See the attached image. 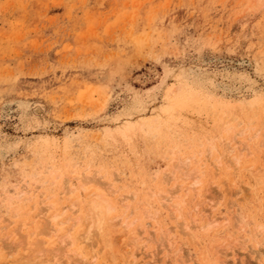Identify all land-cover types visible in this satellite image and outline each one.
Returning <instances> with one entry per match:
<instances>
[{"label":"rangeland","instance_id":"rangeland-1","mask_svg":"<svg viewBox=\"0 0 264 264\" xmlns=\"http://www.w3.org/2000/svg\"><path fill=\"white\" fill-rule=\"evenodd\" d=\"M182 82L210 109L184 107L166 122L163 108ZM262 134L264 0H0V264H28L30 243L44 236L57 244L64 232L84 264H131L130 253L136 264H264V190L252 187L264 174ZM212 135L220 154L205 141ZM218 138L242 153H227ZM186 158L200 173L198 190L175 211L180 198L167 194L189 187L193 178L177 167ZM173 169L180 175L169 180ZM69 176L92 181L65 193ZM20 184L30 192L21 196ZM109 188L113 224L83 239L88 193ZM46 193L57 211L80 202L77 226L56 221V235L53 227L50 236L40 232ZM204 211L218 222L209 232L200 228ZM184 220L198 223L195 239Z\"/></svg>","mask_w":264,"mask_h":264},{"label":"bare ground","instance_id":"bare-ground-1","mask_svg":"<svg viewBox=\"0 0 264 264\" xmlns=\"http://www.w3.org/2000/svg\"><path fill=\"white\" fill-rule=\"evenodd\" d=\"M179 84H181L180 82H178ZM183 83V82H182ZM179 93H177L176 94V96H177V99H171V101H170V99L168 100V104L167 105H165V107L163 108V111L166 113V114H169L168 116H167V119H164V120H166V122H167V120L169 119V121L170 120H172L173 118H176V115H175V113H176V111L175 110H181V109H183L184 107H193V109L195 108H197V109H201L202 107H207V103L206 102H201L202 101V99H201V97L197 94V92L196 91H194L193 89H191L189 86H187L186 85V83H183L181 86H178V90H177ZM210 104V103H209ZM191 105V106H190ZM211 105V109H213V107H215V106H217V105H212V103L210 104ZM227 107V106H226ZM208 108V107H207ZM206 108V109H207ZM225 108V107H224ZM230 108V107H229ZM204 109V108H203ZM203 109H201L202 111H203ZM210 109V107L208 108V110ZM249 109H250V107H249ZM179 110V111H180ZM225 110H226V108H225ZM161 112H162V109L160 110ZM198 111V110H197ZM205 111V110H204ZM207 112V111H206ZM219 112H221V111H219ZM231 112V111H230ZM179 113H181V112H179ZM178 113V114H179ZM218 113V112H217ZM216 113V114H217ZM250 113V112H249ZM164 114V113H163ZM210 114V113H209ZM159 116V114L157 113L156 115H154V117H153V120H151L150 122L153 124L155 121H156V119H157V117ZM160 116H161V114H160ZM217 117V116H216ZM230 117V116H229ZM235 117V116H234ZM218 118V117H217ZM232 118V117H231ZM246 118V117H245ZM161 119H163V117L161 116ZM161 119H159V121L161 120ZM235 119V118H234ZM158 120V119H157ZM215 120H216V118H215ZM226 120H227V118H226ZM225 120V121H226ZM233 120V119H232ZM231 120V121H232ZM161 121H163V120H161ZM223 121V120H222ZM172 122H173V120H172ZM172 122H171V124H172ZM219 122V121H218ZM227 122V121H226ZM233 122V121H232ZM150 123V124H151ZM156 123V122H155ZM164 123V122H163ZM175 123V122H174ZM220 123V122H219ZM224 124H227V123H224ZM164 125V124H163ZM148 126V125H147ZM154 126V125H153ZM157 126V125H156ZM172 126H174V125H172ZM222 126V125H221ZM220 126V127H221ZM229 126H230V124H229ZM232 126H234V125H232ZM231 126V127H232ZM164 127H165V125H164ZM167 127H168V123H167ZM166 127V128H167ZM219 127V126H218ZM152 128V127H151ZM163 128V127H162ZM165 128V129H166ZM169 128V127H168ZM244 128V127H243ZM250 128V127H249ZM149 129V128H148ZM156 129H158V128H156ZM155 129V130H156ZM164 129V130H165ZM218 129H220V128H218ZM233 129V128H232ZM247 129V128H246ZM162 130V129H161ZM158 131H160V130H158ZM163 131V130H162ZM219 131V130H218ZM146 132H150L149 130L148 131H146ZM155 132V131H154ZM165 132V131H164ZM224 132V131H223ZM226 132V131H225ZM245 132H247L246 130H245ZM157 133V132H156ZM155 133V134H156ZM160 133V132H159ZM216 133L218 134V135H220L217 131H216ZM222 133V132H221ZM241 133H243V132H241ZM146 134V133H145ZM154 134V135H155ZM158 134V133H157ZM160 135V134H159ZM216 135V134H215ZM214 135V136H215ZM237 135V134H236ZM236 135H234V136H236ZM243 135V134H242ZM257 135H258V133L256 132V135L254 136V138H256L257 137ZM263 136H264V134H262ZM207 136V135H206ZM213 136V135H212ZM214 136L212 137L213 139H206L205 140V138H204V140L206 141V143H207V141H208V143L210 144H208V146H210V148H212L213 150H214V148L216 149V144L214 145V139H216L217 140V138L215 137L214 138ZM241 136V135H240ZM262 136V137H263ZM155 137H157V136H155ZM218 137V136H217ZM225 138H226V136H224ZM237 137V136H236ZM251 138H252V136H250ZM203 138V137H202ZM209 138V137H208ZM201 139V138H200ZM219 139H221V138H218V140ZM228 139V138H227ZM240 140L241 139H243V138H239ZM237 140V139H236ZM249 140V139H248ZM264 140V139H263ZM205 141L203 142V144L205 143ZM220 141H222V143H223V145H225L224 147L226 148L225 150H226V152L227 153H232V152H234L236 149H238L237 147H239L238 145L236 146V144L235 145H233L232 144V146L230 145V141L229 142H226V144H225V139H221ZM232 141V140H231ZM234 141V140H233ZM245 141V140H244ZM251 141H253V140H251ZM242 142V141H241ZM218 143H220V142H217V146H219V144ZM234 143H235V141H234ZM256 143V142H255ZM263 143V142H262ZM202 144V143H201ZM206 144V145H207ZM245 144V143H244ZM247 144V143H246ZM261 144V143H260ZM221 146V145H220ZM242 145L240 144V147L239 148H241V149H239L238 151L239 152H241L242 153V151H243V148L241 147ZM252 146V145H251ZM256 145H254V147H255ZM264 146V145H263ZM246 147H248L249 148V145L247 144L246 146H245V148ZM221 148H223V146L221 147ZM252 148V147H251ZM255 148H257V147H255ZM209 150V148L207 147V151ZM222 150V149H221ZM220 150V151H221ZM246 149H244V151H245ZM216 151L218 152V150L216 149ZM197 152V151H196ZM209 152V153H208ZM207 153L208 154H210V150L208 151ZM222 152V151H221ZM225 152V151H224ZM239 152H237V153H239ZM246 152L247 153H249L247 150H246ZM236 153V154H237ZM196 154H198V152L196 153ZM203 154V153H202ZM218 154H220L219 152H218ZM240 154V153H239ZM204 155V154H203ZM222 155H225L224 153H222ZM222 155H219V157L221 158H224ZM234 155V154H233ZM238 155V154H237ZM246 155V154H245ZM208 156V155H207ZM206 156V157H207ZM225 156H227V155H225ZM231 156V155H230ZM241 156L242 155H240V157H238V156H233L234 157V162H236V164L237 163H239V158H241ZM198 157V156H197ZM200 157V156H199ZM198 157V158H199ZM193 157H191V159H192ZM195 158V157H194ZM197 158V159H198ZM219 158V159H220ZM226 158V157H225ZM231 158V157H230ZM229 158V159H230ZM191 159H189V158H186V160H181L180 159V162H179V164L180 165H178V162H177V167H179L178 169L180 170L179 172H180V174L182 175L181 177H183L184 179H188L189 180V178H193L192 179V181H191V183H190V185H189V187L187 186L186 188H185V186H182V185H180L179 187L178 186H176L175 188H174V192H172L173 194H167L168 195V197H167V195H166V197L168 198L167 200H169V199H173L174 197H176V198H178L177 200H179V198H180V200H179V202L177 201L176 202V204L174 205V206H172V209H174L175 211H177L178 209H180V205H181V203H183L184 204V200H186L185 198H186V196L189 194V192H190V190H193V191H196V190H198V179H199V175L198 174H200V173H198V169H196V167H194V168H191V169H188V167H190L189 165H190V161H191ZM218 159V158H217ZM217 160V162H219L218 163V165L220 166V161L222 160ZM196 160V159H195ZM231 160V159H230ZM179 161V160H178ZM193 161H194V159H193ZM199 161V160H198ZM214 161H216V160H214ZM232 161V162H233ZM196 162V161H195ZM231 162V161H230ZM199 163V162H198ZM203 163V162H202ZM216 163V162H215ZM241 163V162H240ZM191 164H192V161H191ZM217 164V163H216ZM181 166H183V168H181ZM238 166V165H237ZM45 167H46V169H45ZM39 168H41L40 166H39ZM186 168V169H185ZM175 169V168H174ZM174 169L172 170L173 172L170 174V176H168V175H166V177H167V179H169V180H171L172 178H175V175H174V173H178V172H174ZM177 169V168H176ZM175 169V170H176ZM177 169V170H178ZM188 169V170H187ZM44 170H47V171H49V168H48V166H46V165H44ZM23 172V171H22ZM56 171L55 170H53L52 168H50V173L52 174V173H55ZM42 173H44V172H42ZM263 173H264V170H263ZM21 174H23V173H21ZM47 174H48V172H47ZM63 174L64 173H62V176H63ZM179 174V173H178ZM179 174V175H180ZM39 175V174H38ZM179 175H177L176 177H178ZM34 177H36L35 175H33ZM54 176H55V174H54ZM171 176H174V177H171ZM259 176V177H258ZM257 177L256 176H254L255 178H257V180L259 181V180H261L262 178V180L264 181V174L263 175H258ZM56 177H60V174L59 173H57L56 174ZM64 177H66V176H64ZM180 177V176H179ZM165 178V177H164ZM23 179H24V176H23ZM56 179V178H55ZM66 179H67V177H66ZM182 179V178H181ZM47 180V179H46ZM65 180V179H64ZM77 178H73L72 176H69V178H68V180H66L68 183H69V187H68V190H67V192H65V193H71V192H76V191H78V192H80L79 191V189H84V187H85V184L87 183V182H90V181H92V179L91 178H84L83 180H82V182H78L77 183ZM174 181H175V179H173ZM59 181V180H58ZM80 181V180H79ZM167 181V180H166ZM181 181H184L185 182V180H181ZM256 181V180H255ZM256 182V185H257V183L259 184L260 183V185H262V184H264V182L263 181H261V182ZM26 182V181H25ZM51 182V181H50ZM63 182V181H62ZM173 182V181H172ZM184 182H182V183H184ZM263 182V183H262ZM17 183V182H16ZM20 183V182H19ZM27 183V182H26ZM34 183H35V180H34ZM97 183V182H96ZM155 183V182H154ZM161 183V182H160ZM170 183V182H169ZM179 183V182H178ZM181 183V184H182ZM54 184V183H53ZM63 184V183H62ZM61 184V185H62ZM106 184L107 185H110L108 182H106ZM175 184H176V182H175ZM175 184H174V186H175ZM180 184V183H179ZM16 185V184H15ZM25 185V184H24ZM24 185L23 184H20V186L21 187H19V188H21L20 190H19V193H20V195L22 196V194L23 193H29L30 192V189H24V188H26V186L24 187ZM36 189H37V187L38 186H41V184L39 185V184H37L36 183ZM178 185V184H177ZM235 185H237V184H235ZM234 185V186H235ZM255 185V183H254V185L252 186V187H255L254 188V192H257V194L259 193V191H262V190H264V185H263V187H261L260 185H257V186H259V188L257 187ZM14 186V185H13ZM167 186V185H166ZM191 186V187H190ZM171 187H172V184H171ZM233 187V186H232ZM256 187H257V189H256ZM261 187V188H260ZM5 187H3V189H4ZM40 188V187H39ZM158 188V187H157ZM65 189V188H64ZM159 189V188H158ZM160 190V189H159ZM168 190H169V188H168ZM257 190V191H256ZM158 191V190H157ZM172 191H173V188H172ZM115 191L113 190V189H111V188H109V190H108V193H109V195H107V194H105V193H101V192H96L95 191V189H93V191H91L90 193H88V196L86 197V198H88V199H86L87 200V202H86V204H84V202H82V200H81V202H82V206H83V204H84V210H83V213L85 214V216H84V219L83 220H87L88 221V225H87V228H89V230H87V231H85L86 232V236H85V238L83 237V239H88V238H91L92 236H94V234H95V238H98V236H102V232H100L102 229L104 230V229H108L109 228V226H110V224L112 223V222H114V221H112L113 219L111 218V219H107V216H108V214L113 210L114 211V209H115V204L113 203V201H111L110 200V198L108 197V196H112V195H110V194H113ZM154 192V191H153ZM162 192V191H161ZM166 192V191H165ZM22 193V194H21ZM34 193V192H33ZM39 193V192H38ZM43 193H45L44 191H40V195H42L43 196ZM82 193V192H81ZM159 193V192H158ZM6 194V193H5ZM4 194V195H5ZM3 195V196H4ZM82 195V194H81ZM156 195H158V194H156ZM161 195V194H160ZM165 195V194H164ZM20 196V197H21ZM39 196V195H38ZM69 196V195H68ZM163 196V195H162ZM5 197H7V198H9L10 197V195H8V196H5ZM32 197L34 198V196H33V194H32ZM53 196L51 195V194H47L46 193V195H45V200H42V203L44 204V208H42L41 209V211H40V213H38V215H41V217H42V228H41V226H40V232H42V234L43 233H45L44 235H45V237H47L46 236V234L47 235H49L50 236V233L48 232V230L51 228V227H53V224L55 225V222L56 221H59V223L61 222V223H64V222H66V221H68V220H73L72 222L73 223H71V221H70V223L72 224V226L73 225H76L77 226V223H78V220L80 219V217H78V215L76 216V217H73L74 215H73V212H77L78 211V209H79V203L80 202H78L77 200H73V202H71V204L69 205V208L68 209H66V206H63L62 208H61V211L59 210V211H57L56 210V205H52L51 203H49V202H47L49 199H51ZM6 198V199H7ZM16 198V197H15ZM19 198V197H18ZM158 198V197H157ZM162 198H164V196L162 197ZM175 198V199H176ZM261 198V197H260ZM5 199V198H4ZM12 199V198H11ZM27 199H29V197H27ZM31 199V198H30ZM77 199V198H76ZM164 199H166V198H164ZM164 199H162V200H164ZM167 200H165V201H167ZM218 200V199H217ZM8 201H10V199L8 200ZM20 201V200H19ZM172 202H173V200H172ZM211 203H210V207H212V206H214V202H215V198L214 197H212L211 198V201H210ZM10 203V202H9ZM171 203V202H170ZM169 203V204H170ZM174 203V202H173ZM42 204V205H43ZM182 204V205H183ZM167 205V204H166ZM172 205V204H171ZM81 206V207H82ZM168 206V205H167ZM49 207H51L50 209H48ZM81 207H80V209H81ZM197 207V209H198V205L196 206ZM83 208V207H82ZM40 209V208H39ZM65 210H69V212L71 211V214L69 213L68 214V216L65 218V219H63V220H58L59 219V217L63 214V212L65 211ZM170 210V209H169ZM49 211H52V214L50 215V216H47V213L49 212ZM38 212H39V210H38ZM81 212H82V210H81ZM200 212H202L201 210H200ZM82 213V214H83ZM178 213V212H177ZM204 213H205V221L206 222H204V224L202 225V226H200V228L201 229H206V231H208V230H211V229H214V227L216 226L217 227V221L215 220V219H211V217H210V214L207 212V211H204ZM203 213V214H204ZM83 214V215H84ZM173 214V213H172ZM37 215V216H38ZM181 214H180V212L178 213V216H180ZM82 216V215H81ZM39 217V216H38ZM83 217V216H82ZM1 218H2V216L0 215V221H1ZM4 218V217H3ZM2 218V219H3ZM36 218V217H35ZM118 218H120V217H118ZM117 218V219H118ZM40 219V218H39ZM44 219V220H43ZM83 220H82V222H83ZM108 220H110V222L111 223H107V222H109ZM119 220V219H118ZM194 220V219H193ZM2 221H6V220H2ZM38 221V220H37ZM87 221H84V223H86ZM120 221V220H119ZM195 221V223L197 222V220H194ZM194 221H192V223L194 222ZM252 220H251V218H250V221H249V223L251 222ZM12 222V221H11ZM39 222V221H38ZM37 222V223H38ZM123 222H125V221H123ZM10 223V222H9ZM36 223V224H37ZM40 223H41V221H40ZM58 223V222H57ZM184 224H182L181 223V225L183 226L184 225V229L186 230L185 232L186 233H188V234H192V235H189L190 237L192 236V237H194L195 235H194V229H196L197 227H198V223L197 224H195V223H193V224H191V222H188V221H185L184 220V222H183ZM248 223V224H249ZM6 224V223H5ZM11 224V223H10ZM65 224V223H64ZM113 224V223H112ZM191 224V225H190ZM247 224V225H248ZM263 224V223H262ZM38 225V224H37ZM109 225V226H108ZM114 225H115V223H114ZM71 226V225H70ZM76 226L74 227V230H75V232H76ZM79 226V225H78ZM113 226V225H112ZM250 226V225H249ZM261 225L259 224L258 226L256 225L255 227H254V232H253V235H254V238H259V236L260 235H262V232H263V228L262 227H260ZM264 226V225H263ZM86 227V226H85ZM21 228V227H20ZM38 228V227H37ZM114 228V227H113ZM17 229H19V228H17ZM52 230H53V232H54V234H51V236H54V235H56L57 234V231H59L60 229L57 227V226H54L53 228H51ZM106 229V230H107ZM110 229V228H109ZM182 229H183V227H182ZM69 231L71 230V227H69V229H68ZM68 230H66V231H68ZM85 230V229H84ZM102 230V231H103ZM114 230V229H113ZM194 230V231H193ZM199 230V229H198ZM15 231V230H14ZM38 231V232H39ZM105 231V230H104ZM104 231H103V234H104ZM115 231H116V229H115ZM197 231V230H196ZM200 231V230H199ZM202 231H204V230H202ZM251 231V230H250ZM19 232H20V230H19ZM85 232H83V235H84V233ZM97 232V233H96ZM100 232V233H99ZM107 232H108V230H107ZM209 232V231H208ZM208 232H206V233H208ZM74 233V232H73ZM92 233H93V235H92ZM185 233V234H186ZM11 234V233H10ZM10 234H8V236H10ZM16 234H17V231H16ZM31 234H32V232H31ZM41 234V235H42ZM97 234H98V236H97ZM100 234V235H99ZM107 234V233H106ZM19 235V234H18ZM21 235V234H20ZM21 236H23V235H21ZM25 236H27V235H24V237ZM58 236V240H57V244H56V242H51V244H49V243H47V239L46 238H44L43 239V237H41V240H37L35 243H34V246H32L31 245V243H30V246H31V248H32V251L33 252H35V253H31V255H29L26 259L29 261L28 262V264H81L82 262L81 261H79V258H80V256L81 255H79V258H78V253L79 252H77L76 251V249L75 248H71V249H69L68 248V244H66V243H68L69 242V240H70V238L72 239V236L70 235V233L69 232H64V233H62V234H60V235H57ZM82 236V235H81ZM198 236V235H197ZM196 236V237H197ZM74 237H76V236H74ZM22 238V237H21ZM50 238V237H49ZM252 238V237H251ZM77 240L76 241H78V239L80 240V238L78 237V238H76ZM99 239V238H98ZM194 239H195V237H194ZM261 239V238H260ZM2 240V238L0 239V241ZM47 240V241H46ZM59 241V242H58ZM71 242H72V240H70ZM135 241H137V240H135ZM257 241H258V239H257ZM261 241H262V239H261ZM260 241V242H261ZM4 242H5V239H4ZM70 242V243H71ZM251 242V241H250ZM255 242H256V240H255ZM255 242L253 243V244H255ZM26 243V242H25ZM76 243H78V242H76ZM262 243V245H264L263 243L264 242H261ZM13 245H14V243H12ZM12 244H9L8 246H10V245H12ZM234 244V243H233ZM245 245V244H244ZM258 245H260V244H258ZM76 246H77V244H76ZM235 247V246H234ZM24 248H26V246L24 247ZM10 250H14L13 248H9ZM35 250V251H34ZM68 250V251H67ZM0 251L2 252V249H0ZM130 251V250H129ZM261 251V250H260ZM30 252V251H29ZM127 252V251H126ZM132 252H134V251H132ZM221 252H223V251H221ZM225 252V251H224ZM259 252V251H258ZM10 254H12L11 252H9ZM127 253H129V252H127ZM127 253L126 254H124V255H126V257L125 258H127L128 256H127ZM219 253V252H218ZM131 254V256H133V261L131 260V262L133 263V264H136L137 263V261L135 262L134 261V256H135V253H130ZM130 254H128L129 256H130ZM35 255H37V256H35ZM112 255V254H111ZM33 256V257H32ZM130 256V258H132ZM129 258V257H128ZM129 258V259H130ZM37 259V260H36ZM116 259V258H115ZM22 260H23V258H22ZM123 261V260H122ZM125 261V260H124ZM81 262V263H80ZM126 262V261H125ZM130 262V261H129ZM130 262V263H131ZM123 263V262H122ZM131 263V264H132ZM82 264H84V263H82ZM124 264H126V263H124Z\"/></svg>","mask_w":264,"mask_h":264}]
</instances>
